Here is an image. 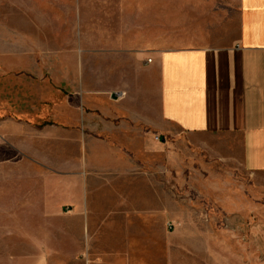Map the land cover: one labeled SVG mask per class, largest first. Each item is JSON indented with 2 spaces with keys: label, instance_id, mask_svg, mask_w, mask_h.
Here are the masks:
<instances>
[{
  "label": "crops",
  "instance_id": "1",
  "mask_svg": "<svg viewBox=\"0 0 264 264\" xmlns=\"http://www.w3.org/2000/svg\"><path fill=\"white\" fill-rule=\"evenodd\" d=\"M205 1L106 9L104 89L91 74L65 73L59 56L49 77L11 76L5 264H222L219 236L189 232L174 212L172 145L196 159L225 146L227 160L264 177V0ZM251 190L235 209L252 202Z\"/></svg>",
  "mask_w": 264,
  "mask_h": 264
},
{
  "label": "rangeland",
  "instance_id": "2",
  "mask_svg": "<svg viewBox=\"0 0 264 264\" xmlns=\"http://www.w3.org/2000/svg\"><path fill=\"white\" fill-rule=\"evenodd\" d=\"M120 3L121 0H0V169H6L16 155L5 144L2 126L9 115L6 100L11 94V76L49 77L54 71L55 56H59L66 62L65 73L78 78L91 74L93 88L104 89V11L116 9ZM205 10L207 13V6ZM172 149L174 212L190 221L189 232H199L203 227L219 236L222 264L264 262V193H260L264 177L247 174L238 160H227L225 146H221V155L215 159L211 155L204 159H196L195 154L188 156L179 142H174ZM139 163L141 169L149 168V155L143 147ZM4 180L12 184L14 179L7 176ZM249 188L252 202L235 209L232 202L242 200ZM183 221L174 222L172 227L183 226ZM9 259L0 258V264Z\"/></svg>",
  "mask_w": 264,
  "mask_h": 264
},
{
  "label": "built area",
  "instance_id": "3",
  "mask_svg": "<svg viewBox=\"0 0 264 264\" xmlns=\"http://www.w3.org/2000/svg\"><path fill=\"white\" fill-rule=\"evenodd\" d=\"M115 93L117 94V96H118L119 98H122V97H124V96H125V94H126V92H124V91H121V90H118V91H116Z\"/></svg>",
  "mask_w": 264,
  "mask_h": 264
}]
</instances>
